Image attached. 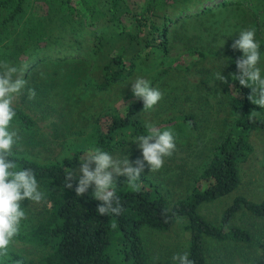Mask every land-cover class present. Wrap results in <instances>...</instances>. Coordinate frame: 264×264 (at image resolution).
Returning a JSON list of instances; mask_svg holds the SVG:
<instances>
[{
	"label": "trees",
	"instance_id": "trees-1",
	"mask_svg": "<svg viewBox=\"0 0 264 264\" xmlns=\"http://www.w3.org/2000/svg\"><path fill=\"white\" fill-rule=\"evenodd\" d=\"M46 5L43 13H30L28 0H0V62H8L27 80L42 67L55 72L66 65L84 66L88 85L98 91L129 80L142 72H154L152 86L166 76L170 64L171 28L179 19L214 15L216 7H241L256 20L264 39V0H37ZM262 52H264V43ZM241 54L230 59L229 82L232 117L229 129L213 150L209 162L196 179L189 194L176 201L169 199L162 184L142 174L138 190L117 179L123 206L120 215L101 216L100 203L89 189L83 196L66 187L65 175L82 162L81 157L93 146L110 153L136 144L132 139L146 134L143 101L128 102L124 111L104 108L90 133L71 140L66 155L54 161H41L16 154L18 168L36 173L46 193L45 213L37 222L25 221L15 239L44 249L39 264H151L144 231H169L186 218L190 241L186 252L195 264H209L206 237L216 241L253 243V234L233 225L234 216L243 210L264 217V200L255 202L237 196L226 208L221 223L209 222L199 209L235 191L240 183V165L254 152L250 137L264 130V114L248 99L251 89L239 84L235 64ZM56 69V70H55ZM39 72V71H35ZM13 125L26 129L34 120L21 108ZM161 130L171 129L179 138H188L199 129L194 113L180 114L154 122ZM30 201L25 200L24 203ZM24 206V204H22ZM23 253L9 248L0 264H30Z\"/></svg>",
	"mask_w": 264,
	"mask_h": 264
},
{
	"label": "rangeland",
	"instance_id": "rangeland-1",
	"mask_svg": "<svg viewBox=\"0 0 264 264\" xmlns=\"http://www.w3.org/2000/svg\"><path fill=\"white\" fill-rule=\"evenodd\" d=\"M134 1L136 5L143 3V0ZM44 9L46 5L43 2L28 0L30 13H43ZM215 9L214 15L179 19L171 28L169 60L177 67L153 85L161 91L162 98L153 109L144 110V119L151 123L185 113H194L199 121V129L190 137L176 140L173 154L165 158L160 170L150 171L146 166L142 173L162 184L173 201L189 194L209 162L214 147L229 129L228 121L232 117L230 96L233 91L229 82V62L233 56L242 53L232 48L233 42L239 38L238 33L253 27L257 30V38L264 43L255 18L244 6ZM261 66L264 67V63ZM35 71L36 75L26 80L25 89L14 101V106L24 110L34 120L35 126L26 129L13 125L18 136L13 151L45 162L65 156L66 145L71 140L85 138L104 108L124 111L126 104L135 100L132 82L138 77L151 82L154 75V72H139L125 83L104 92L88 85V71L84 66L71 64L55 72L43 67ZM220 72L225 81L217 79ZM29 90H34L35 95L31 96ZM257 114L263 115L264 108L259 106ZM250 141L254 152L247 162L240 165L239 187L213 202L204 203L199 209L215 225L221 223L224 211L237 196H245L255 202L264 200V130L254 132ZM112 155L118 159L128 156L133 164L142 158L137 143ZM83 157L86 159L85 154ZM81 166L82 162L72 169L73 173H77ZM45 203L22 202L27 218L22 222L21 229L26 227L25 221L37 222L44 216ZM187 224V219L182 218L169 231H144L151 264H173L175 254L186 252L190 241ZM232 224L249 230L255 238L254 242H220L206 237L209 264H264V217L243 210L234 216ZM10 248L32 260L30 264H39L45 252L17 239Z\"/></svg>",
	"mask_w": 264,
	"mask_h": 264
},
{
	"label": "clouds",
	"instance_id": "clouds-1",
	"mask_svg": "<svg viewBox=\"0 0 264 264\" xmlns=\"http://www.w3.org/2000/svg\"><path fill=\"white\" fill-rule=\"evenodd\" d=\"M232 48L242 55L235 60L238 74H234L239 84L250 88L248 99L251 103L264 108V52L257 30L253 27L239 33ZM21 71L8 62H0V257L6 256L14 239L20 233L27 213L22 202H41L46 193L42 190L36 173L30 168H18L14 147L18 136L13 128L17 116L14 101L25 89L26 80L16 74ZM217 79L225 81L220 73ZM132 94L143 101L144 109H153L161 100L162 93L151 82L138 77L132 82ZM34 96L35 91L29 90ZM146 134L136 136L132 141L141 150V157L134 164L126 158H115L112 153L93 146L81 157L82 166L77 173L72 170L65 175L66 187H73L83 196L91 188L94 199L100 203L97 212L101 216L120 215L123 206L118 195L117 177L126 178V183L133 190H138V181L147 166L150 171H158L164 166L165 158L170 157L176 148V136L171 130H161L153 123L144 125ZM94 165V167H93ZM173 264H195L188 252L177 253L172 257Z\"/></svg>",
	"mask_w": 264,
	"mask_h": 264
}]
</instances>
